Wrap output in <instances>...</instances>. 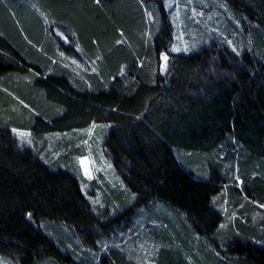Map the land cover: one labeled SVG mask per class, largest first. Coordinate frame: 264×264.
<instances>
[{"label": "trees", "instance_id": "trees-1", "mask_svg": "<svg viewBox=\"0 0 264 264\" xmlns=\"http://www.w3.org/2000/svg\"><path fill=\"white\" fill-rule=\"evenodd\" d=\"M221 1L257 37L256 54L213 40L171 53L164 0H0V255L14 264H264V0ZM93 122L111 125L104 153L159 222L147 261L125 254L112 238L120 222L74 174L44 162L43 148H21L12 131L39 138ZM119 186L105 197L117 212L130 200ZM99 243L100 260L89 251Z\"/></svg>", "mask_w": 264, "mask_h": 264}, {"label": "rangeland", "instance_id": "rangeland-1", "mask_svg": "<svg viewBox=\"0 0 264 264\" xmlns=\"http://www.w3.org/2000/svg\"><path fill=\"white\" fill-rule=\"evenodd\" d=\"M164 3L170 12L173 24V42L169 47L171 53L196 51L198 47L212 40L236 54L246 51L256 54V51H259V43L255 34L250 30L247 32L241 20L221 0H164ZM185 46L189 47V52L172 51L173 47L183 49ZM233 47L236 51H233ZM164 64L162 59L163 69H165ZM81 65L84 66V64ZM110 126V124L93 122L83 129L46 133L39 138L31 130L14 128L18 131H12L19 140L21 148L27 146H35L39 150L43 148L41 158L44 162L52 168L66 169L74 174L90 202L110 213V219L115 226L120 222L121 226L115 228L112 238L120 237L125 241L123 247L125 254L130 257L134 253L137 257H143L147 261L150 250L145 245L153 246L157 227L160 228L159 222L155 218L149 219L146 208L141 209L136 206L137 195L126 187L108 161L104 153V143ZM81 157H88L91 162L89 175L84 174L83 165L80 163ZM192 169L197 177H206L199 164L192 165ZM116 186H119L120 193L130 197L129 202L119 212L105 198ZM224 204V208L228 210L230 208L228 197ZM134 210H137L136 214H133ZM42 227L46 231V225L43 224ZM65 229V233H71L70 230ZM131 231L135 233V236H132ZM57 235L56 232L50 233V237L60 246L58 239L60 235ZM98 245L99 248H91L89 251L94 252L100 260L107 250L103 248L104 244L99 243ZM115 248H120L119 241L115 242ZM159 249L160 245L157 250ZM0 264L14 263L9 258L0 255Z\"/></svg>", "mask_w": 264, "mask_h": 264}, {"label": "snow or ice", "instance_id": "snow-or-ice-1", "mask_svg": "<svg viewBox=\"0 0 264 264\" xmlns=\"http://www.w3.org/2000/svg\"><path fill=\"white\" fill-rule=\"evenodd\" d=\"M61 35H63V34L61 33ZM229 43H231V42H229ZM172 51H175V52H181V51L189 52L190 49H189L188 46H185L183 49H181L179 47H173ZM233 51H236V49L234 47H233ZM163 60L165 62L164 68H165V70H167L168 56L164 55L163 56ZM13 131L16 132L18 130L13 129ZM28 143H31V141H28ZM80 163H81V165H83L84 174L85 175H89L90 174V167H91V162H90L89 158L88 157H81L80 158ZM262 207H264V206H262ZM28 215L30 216L31 214L29 213Z\"/></svg>", "mask_w": 264, "mask_h": 264}]
</instances>
